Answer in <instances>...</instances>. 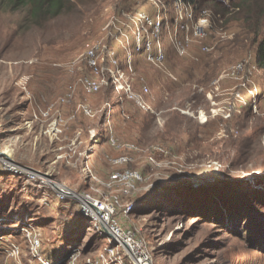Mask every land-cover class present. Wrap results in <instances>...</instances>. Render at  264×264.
Returning a JSON list of instances; mask_svg holds the SVG:
<instances>
[{"label":"rangeland","instance_id":"obj_1","mask_svg":"<svg viewBox=\"0 0 264 264\" xmlns=\"http://www.w3.org/2000/svg\"><path fill=\"white\" fill-rule=\"evenodd\" d=\"M117 1L76 0L62 15L35 26L26 23L25 10L0 6V157L41 172L50 169L51 179L79 191L85 189L86 165L102 179L118 168L140 171L144 181L138 190L122 197L123 203L134 202V208L118 214L124 228L134 229L146 241L154 264H264V249L215 219L178 210L199 187L227 179H239L235 189L255 190L264 197V72L250 53L241 51L236 22L226 24L209 15L211 29L206 27L204 37L195 35L191 27L185 55L174 49L167 33L162 35L164 26L150 34V39L159 34L168 47L161 66L147 59L133 62L136 88L146 83L151 89L150 111L119 98L110 82L89 94L76 86L74 99L62 107L64 114H70L79 102L114 111L121 105L128 120L118 124L115 134L143 147H163L165 153L151 148L149 152L166 167L150 163L143 153H132L134 161L129 165L112 166L106 154L116 152L109 145L93 147L87 163L68 165L57 159V143L33 118L32 108L44 109L79 77L95 75L87 63V44L101 47L98 66L105 73L108 50L125 53L128 43L109 24L113 15L124 17L115 13ZM143 2H130L126 13L155 17L169 11V19L175 14L172 0ZM191 13L195 27L200 16ZM181 24L177 32L184 41ZM125 33L133 48L132 33ZM204 45L209 49L203 50ZM103 118L104 114L96 118L80 114L64 136L70 137L76 127L101 131ZM10 175L0 164V264H54L68 256L72 246H81L79 264L96 258L105 239L93 231L75 199L60 200L50 185L30 184L24 177ZM174 179L193 183L195 190L172 189ZM27 225L40 240L35 253L33 239L21 230Z\"/></svg>","mask_w":264,"mask_h":264},{"label":"built area","instance_id":"obj_2","mask_svg":"<svg viewBox=\"0 0 264 264\" xmlns=\"http://www.w3.org/2000/svg\"><path fill=\"white\" fill-rule=\"evenodd\" d=\"M153 1L157 4L156 0ZM172 6L175 10L172 19H169V11L164 13L157 12L155 17H151L146 12L125 13L123 18H126V21L122 24H117L116 21L123 18L113 15L109 24L114 25L119 34L122 35L121 38L128 43V46L125 45L124 47L125 53L123 57L118 56L114 50H108V67L105 73L98 66L97 55L101 47L87 44V63L95 75L79 77L74 85L69 86L68 91L63 96L44 109L39 106L32 108L33 118L40 121L44 134L57 143V159L64 160L68 165L72 166L83 162L87 163L91 150L100 141L101 132L99 127H89L88 131H85L82 127H76L70 137L64 136L66 129L78 119L80 114L88 118H96L99 114L102 116L106 111L107 121L109 124L111 122L113 107L109 108L106 105L100 109H95L88 103L79 102L69 115L64 114L62 107L74 99L76 86H79L85 93L89 94L99 92L103 84L110 82L119 98L132 100L138 107L150 111L151 107L148 103V97L151 89L146 83L142 84L139 89L136 88L133 77L135 74L133 59L136 53H140L148 61L161 66L165 59L164 51L168 49L164 45V39L161 40L159 38V34H155L152 39H150V34L159 31L164 26L162 35L164 32L167 33L174 49L180 55H185L186 47L189 44L191 27L194 29L195 35L200 37L206 35V27L210 26L211 29L210 24L212 23H210L208 18L209 15L206 14L200 16L197 25L193 27V13L191 11L195 10L185 0H172ZM161 14L164 15L162 16ZM184 20L186 21L183 22ZM179 21H182L180 27L185 33L184 41L178 37L177 24ZM124 29L126 31L130 30L132 33L133 48L130 46V37H128ZM202 48L203 50L209 49L205 45ZM121 59L124 60L123 65L121 64ZM108 138L110 146L116 152L113 155L106 154V158L112 166L129 165L134 161L132 153L147 154L150 163L159 167L167 166L163 161H157L152 153V150L165 153L166 150L161 146L143 147L133 142L123 141L119 139L112 129H110ZM149 148L152 149L151 152H149ZM0 162L3 170L13 176L24 177L30 184L38 183L40 186L48 184L60 200L75 199L79 203L81 215L88 219L93 231L105 239V243L102 249L98 251L96 258L94 260L88 259L86 264H154V255L148 248L146 241L138 237L134 229L124 228L118 218L120 210L124 208L123 211L127 214L135 206L134 202L123 203L124 199L122 197L130 196L138 190L139 183L144 181V176L140 171L130 168H118L110 173L108 179H102L92 171L89 165H86L85 189L79 191L76 188L65 186L51 179L50 169L41 174L12 161L8 157H0ZM103 188L107 189L108 192L103 190ZM21 230L26 234L28 233L29 237L33 239L35 253L40 245L39 238L31 234L28 225L21 227ZM80 249L81 246H72L70 254L54 264H79ZM16 250L15 254L19 252L18 248ZM44 263L51 264L49 261Z\"/></svg>","mask_w":264,"mask_h":264},{"label":"trees","instance_id":"obj_3","mask_svg":"<svg viewBox=\"0 0 264 264\" xmlns=\"http://www.w3.org/2000/svg\"><path fill=\"white\" fill-rule=\"evenodd\" d=\"M75 1L0 0V6L6 5L13 10H25L27 13L25 16L26 23L35 26L62 15ZM137 1L118 0L115 13L124 16L130 10L129 3H137ZM185 1L193 6L198 16L211 15L215 21L222 20L226 24L227 22H236L238 28L236 29L237 34H235L240 40L241 51L250 53L254 57L255 64L264 72V0H237V2H234V0ZM146 2L144 0L143 4ZM119 56L122 58L123 54ZM140 59H145V56L136 53L133 62L135 63V60ZM110 88L115 92L112 84ZM118 108V111H114L115 108H113L110 124L107 121V112L105 111L104 118L100 123L101 137L97 146L109 145L110 147L108 138L110 129L114 132L116 130L117 133L118 124L121 121L125 123L128 120L121 105ZM8 177L13 178L14 176L10 175ZM106 179L108 178L106 177ZM238 180L227 179L213 187H199L189 201L190 204L188 203L184 209L178 208V210L188 211L192 215L199 214L206 220L215 219L218 223L224 224L229 231L254 244L255 248L264 249V197L255 190L243 191L242 189L233 188L234 184L240 182ZM169 186H173L172 189H183L187 186L193 188L194 184L174 179ZM163 188L169 190L165 185ZM215 189H219V191L215 193ZM193 190L195 189L193 188ZM118 218L121 220L120 215Z\"/></svg>","mask_w":264,"mask_h":264},{"label":"water","instance_id":"obj_4","mask_svg":"<svg viewBox=\"0 0 264 264\" xmlns=\"http://www.w3.org/2000/svg\"><path fill=\"white\" fill-rule=\"evenodd\" d=\"M25 167L28 168V169H30V170H34V171H37V172H39V173H41V174H44L43 172L38 171V170H36V169H34V168H32V167H29V166H27V165H25Z\"/></svg>","mask_w":264,"mask_h":264},{"label":"crops","instance_id":"obj_5","mask_svg":"<svg viewBox=\"0 0 264 264\" xmlns=\"http://www.w3.org/2000/svg\"><path fill=\"white\" fill-rule=\"evenodd\" d=\"M65 115H69V114H65ZM74 122H76V121H74ZM97 146V145H96Z\"/></svg>","mask_w":264,"mask_h":264}]
</instances>
